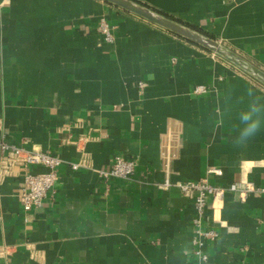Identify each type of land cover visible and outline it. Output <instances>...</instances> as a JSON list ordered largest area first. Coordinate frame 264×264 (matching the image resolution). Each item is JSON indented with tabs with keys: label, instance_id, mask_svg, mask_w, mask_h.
I'll return each mask as SVG.
<instances>
[{
	"label": "crops",
	"instance_id": "crops-1",
	"mask_svg": "<svg viewBox=\"0 0 264 264\" xmlns=\"http://www.w3.org/2000/svg\"><path fill=\"white\" fill-rule=\"evenodd\" d=\"M138 1L264 70V0ZM249 89L264 96L231 62L103 0H0V141L63 159L54 190L26 209L23 168L0 151V264H196L193 201L160 183L264 186V130L234 142ZM117 154L135 171L105 179ZM205 226L218 232L206 264H264L263 194L212 197Z\"/></svg>",
	"mask_w": 264,
	"mask_h": 264
},
{
	"label": "built area",
	"instance_id": "built-area-1",
	"mask_svg": "<svg viewBox=\"0 0 264 264\" xmlns=\"http://www.w3.org/2000/svg\"><path fill=\"white\" fill-rule=\"evenodd\" d=\"M117 25L112 24L102 15L98 21V31L103 40L113 42L115 39L114 30ZM144 83L141 82L142 86ZM195 93H204L207 91L205 85L199 84L193 88ZM1 163L7 169L18 165L23 168L22 186L20 188V199L24 208L30 209L39 206L44 199L54 190L58 179V169L63 162L60 155L44 150L28 149L17 144L0 141ZM137 159L125 157L117 154L111 166L100 170L105 179L109 178H127L130 177L136 168ZM34 166L43 167L44 170L34 171ZM78 167L77 163L72 165ZM209 172L221 174L220 168H210ZM160 185L168 189L171 186H177L184 196L192 199L196 209V215L192 219L195 228V235L192 239L193 254L196 258V264H206L209 254L206 251L208 241L214 240L218 236L215 228L205 226V215L209 206L210 199L216 195H222L227 191L238 192L242 198L250 193H261L264 195V186H260L253 181H234L228 186H222L210 182L209 178L200 177L193 180H172L168 174Z\"/></svg>",
	"mask_w": 264,
	"mask_h": 264
},
{
	"label": "water",
	"instance_id": "water-1",
	"mask_svg": "<svg viewBox=\"0 0 264 264\" xmlns=\"http://www.w3.org/2000/svg\"><path fill=\"white\" fill-rule=\"evenodd\" d=\"M132 13L231 62L264 84V70L214 36L183 23L138 0H103Z\"/></svg>",
	"mask_w": 264,
	"mask_h": 264
},
{
	"label": "clouds",
	"instance_id": "clouds-1",
	"mask_svg": "<svg viewBox=\"0 0 264 264\" xmlns=\"http://www.w3.org/2000/svg\"><path fill=\"white\" fill-rule=\"evenodd\" d=\"M249 102L246 108L238 113V134L236 144H243L261 130H264V96L256 95L252 89L248 90Z\"/></svg>",
	"mask_w": 264,
	"mask_h": 264
}]
</instances>
